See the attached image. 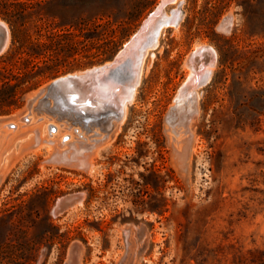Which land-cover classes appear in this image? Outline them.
Masks as SVG:
<instances>
[{"label":"rangeland","instance_id":"obj_1","mask_svg":"<svg viewBox=\"0 0 264 264\" xmlns=\"http://www.w3.org/2000/svg\"><path fill=\"white\" fill-rule=\"evenodd\" d=\"M159 2L0 0L16 30L0 51V264H23L35 234L36 264H264V0L166 2L178 24L162 28L124 119L95 144L74 128H96L71 119L35 108L18 119L52 79L111 59ZM201 43L215 52L210 74L189 115L171 118ZM66 133L75 157L49 160Z\"/></svg>","mask_w":264,"mask_h":264},{"label":"water","instance_id":"obj_2","mask_svg":"<svg viewBox=\"0 0 264 264\" xmlns=\"http://www.w3.org/2000/svg\"><path fill=\"white\" fill-rule=\"evenodd\" d=\"M155 9L143 18L138 29L130 35L111 59L52 79L47 85L39 88L27 98L24 109L26 112L19 116L18 119L21 122H29L31 111L35 108L38 112H45L47 119H51L54 116L56 119L62 120L60 125L67 123L71 119L87 130L95 127L96 133L98 129L104 132L111 130L124 114V99L127 98V94H123L121 91L123 90L122 87L128 82L132 84L137 80L138 66L136 63L140 53L137 57L128 54L132 41L141 36L143 32L146 33V37L141 39L137 46L139 51L142 50L148 43L152 42L158 24L163 21L156 18L153 25L145 31L143 25L147 18L155 15ZM176 9L179 12L178 7ZM178 18L179 16L174 20L175 23H177ZM168 19L164 18V21ZM8 29L9 27H7L5 22L0 20V51L6 44ZM193 51L188 54L187 60L191 58ZM132 60H135V62H132ZM205 82V78L199 75L196 83ZM191 85L185 81L181 84L178 94L174 98V105L170 107L167 116L174 115L178 109L177 106L187 99L186 94ZM37 119H41V117ZM6 125L8 127H16V123L13 121L7 122ZM46 129L51 136L53 132L57 131V124L49 122L46 125ZM75 130L77 131V128ZM79 134L82 136L81 133ZM37 136L38 134L35 132L36 139ZM67 138L68 135L63 136L62 142H65ZM43 141L52 143L47 140ZM59 149L63 150L60 152L57 149L53 150L49 160L65 163L72 161L71 153L67 149L61 147ZM80 196V193L73 194L69 199V203L73 205L79 200Z\"/></svg>","mask_w":264,"mask_h":264},{"label":"bare ground","instance_id":"obj_3","mask_svg":"<svg viewBox=\"0 0 264 264\" xmlns=\"http://www.w3.org/2000/svg\"><path fill=\"white\" fill-rule=\"evenodd\" d=\"M177 1L178 0H160V3L158 4V6L156 7V9L154 11L155 15H151L149 18H147L146 22L143 25V28L145 29V31L148 30L149 27L153 25V22L155 21L156 18L163 20L158 24V27L156 29V32L154 34V37H153L151 43H148L145 48H142V50H140V51L138 50L137 46L139 45L141 39H144L146 37V33H144V32L141 34V36H138L135 40L132 41V44L130 47V52L129 53L127 52V53L131 54L133 57H135V56L137 57V55H139V53H140V55L138 56V61L136 63L138 66L137 80H136V82H134L132 84H130L128 82L122 87L123 90H121V91L123 92V94H127V98L124 99V114H123L122 118L120 119L121 121L124 119L128 104H130L134 98L135 90L137 87L136 85L139 82V78H140L141 73H142L143 62L146 58V55L149 53V51L151 49H154L157 46L158 35L160 34V31L162 30V28L167 27V26L176 25L174 20L178 16H180V14L176 8L173 9V11L169 15L164 14L163 5L166 2H177ZM164 18H169V19L167 21H164ZM193 50H192L193 53L191 55V58L189 60H187V59L185 60V66L188 69V74L186 76L185 82L192 84L190 89L187 92L188 93L190 92L192 94L195 92L194 89L196 88V85L202 84V83H200V84L196 83L198 81L199 75H202V77L205 78V81L207 80V78L210 74V70H211L212 65H213V60L215 58V56H214L215 52L213 51L214 49L211 48L210 46L206 45V44H202V43L201 44H195L193 47ZM132 62H135V60H132ZM197 64H199V65L196 67ZM134 65H135V63H134ZM187 94H186V96H187ZM184 103H186V100L185 101L183 100L181 107L177 109V110H179L178 111L179 113H183V110H185ZM13 122L16 123V126H17V122H15V121H13ZM46 135L50 136L48 133ZM54 139H56V138H54ZM57 139L58 140L56 141V143L50 147V150L53 151V150L57 149V151L60 152L63 149H59V148L60 147L63 148V146L66 143L62 142V139L61 138L59 139V137ZM69 153H71V152H69ZM70 156L75 157V155H73L72 153Z\"/></svg>","mask_w":264,"mask_h":264},{"label":"flooded vegetation","instance_id":"obj_4","mask_svg":"<svg viewBox=\"0 0 264 264\" xmlns=\"http://www.w3.org/2000/svg\"><path fill=\"white\" fill-rule=\"evenodd\" d=\"M19 8H22L23 7V5H21V4H19ZM2 7H6L5 8V10H7L8 9V5H4V6H2ZM8 33L9 32H16V30H14V29H8V31H7ZM157 47V46H156ZM155 47V48H156ZM188 94H190V93H188ZM187 94V99H186V103H184V107H185V110H183V112H185L186 113V115H189V113L193 110V99H191V95H188ZM192 94V93H191ZM174 105V104H173ZM181 105L182 104H179L178 105V108H180L181 107ZM185 113H184V115H183V117L184 116H186L185 115ZM174 115H172L171 116V118L173 117ZM182 117V116H181ZM11 122V121H10ZM72 122H74L73 120H72ZM76 123V122H75ZM57 124V123H56ZM63 124H68V123H63ZM72 123H69L67 126H70ZM73 125V124H72ZM77 128V125L75 126V128L74 129H76ZM91 129H92V127H91ZM77 130H78V133L77 134H79V133H81L82 134V136H80V134H79V136L81 137V139L83 140V141H86V142H89L90 144H95L97 141H99V139H101L102 137L101 136H99L100 134L98 133V131H97V133H96V130H94L93 129V131L89 134H87V135H85L83 132H81V131H79V129L77 128ZM76 131V130H75ZM184 132H183V134H186L185 133V131H186V127H185V129L183 130ZM70 133H66L65 135H68V138L67 139H69L70 138V135H69ZM64 135V136H65ZM66 139V140H67ZM85 139V140H84ZM48 232V231H47ZM26 232H24V234H25ZM35 235H37V234H35ZM32 236V237H30V238H28L27 239V242L25 241V242H23V244H21V246H20V250H21V256H22V258L23 259H25V261L23 262V264H31V262H33V264L35 263L36 264V260H37V258L39 257V255H38V252L40 251V249H41V247H40V244H39V242L37 241V239H38V237H36V236ZM38 236V235H37ZM26 238V237H25Z\"/></svg>","mask_w":264,"mask_h":264},{"label":"trees","instance_id":"obj_5","mask_svg":"<svg viewBox=\"0 0 264 264\" xmlns=\"http://www.w3.org/2000/svg\"><path fill=\"white\" fill-rule=\"evenodd\" d=\"M99 25L100 24H93L92 26H91V28H90V31L89 32H99V30H98V27H99ZM91 36H98V38H99V35L98 34H90ZM125 35H127V32H125ZM125 35H123V36H125ZM123 36H121V37H123ZM119 41V40H118ZM117 41V39L115 40H111V42H112V45H116L117 43H119ZM113 48V46L110 48V49H112Z\"/></svg>","mask_w":264,"mask_h":264}]
</instances>
